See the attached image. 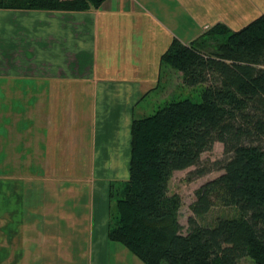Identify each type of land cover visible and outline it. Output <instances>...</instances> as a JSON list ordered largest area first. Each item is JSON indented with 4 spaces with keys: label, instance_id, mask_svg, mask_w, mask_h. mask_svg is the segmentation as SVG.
Listing matches in <instances>:
<instances>
[{
    "label": "crops",
    "instance_id": "1",
    "mask_svg": "<svg viewBox=\"0 0 264 264\" xmlns=\"http://www.w3.org/2000/svg\"><path fill=\"white\" fill-rule=\"evenodd\" d=\"M263 12L264 0H104L83 11L0 9V76L34 81L31 90H18L17 107L5 108L8 113L15 109L16 117L2 116L8 122H2L6 143L0 146V264H11L15 257L11 255V231L15 229L8 219L10 198L14 194L24 202L26 181H33L30 175L36 170L33 167H42L47 174H65L74 167L79 171V179L62 177V188L71 193L73 203L84 187L88 209L83 216L89 220L85 233L89 239L83 258L86 264H106L110 186L128 178L131 121L145 116L136 113L137 108L161 88L162 74L171 67L163 63L162 54L173 40L186 45L205 37L216 39L209 32L214 25L238 30ZM60 97L61 104L55 103ZM164 100L158 94L157 106ZM79 103L87 109V126L74 129L78 118L73 108ZM59 107L61 117L51 113ZM59 135L66 137L64 148L78 145L77 162L52 165L49 159L41 161L43 144L48 141L46 150L56 155ZM14 136L16 143L11 146ZM14 152L16 166L9 161ZM122 159L126 167L124 162L121 169ZM75 179L86 182L78 184ZM12 182L16 183L14 192ZM28 190L41 197V187L36 191L30 185ZM49 190H56L55 186L51 184ZM45 211H51L50 204L46 203ZM76 217L63 215L67 222L62 228L72 229ZM32 227L25 231L24 248L23 229L19 231L22 240L13 249L19 253L17 264L37 262L42 238L46 240L44 253L51 252L46 233ZM57 249L60 257L66 252Z\"/></svg>",
    "mask_w": 264,
    "mask_h": 264
},
{
    "label": "trees",
    "instance_id": "2",
    "mask_svg": "<svg viewBox=\"0 0 264 264\" xmlns=\"http://www.w3.org/2000/svg\"><path fill=\"white\" fill-rule=\"evenodd\" d=\"M102 1L0 0V9L83 11ZM209 32L225 36L212 50L204 39L173 40L161 56L183 85L198 87L200 100L170 99L132 119L128 178L110 186L116 199L107 238L144 264H237L242 257L264 264V12L238 30L216 24ZM216 141L222 157L198 166ZM190 166H198L196 176L221 170L196 189L192 212L219 204L236 214L214 225L190 215L183 233L180 199L168 182Z\"/></svg>",
    "mask_w": 264,
    "mask_h": 264
},
{
    "label": "rangeland",
    "instance_id": "3",
    "mask_svg": "<svg viewBox=\"0 0 264 264\" xmlns=\"http://www.w3.org/2000/svg\"><path fill=\"white\" fill-rule=\"evenodd\" d=\"M1 24V22H0ZM219 36V35H217ZM225 36H219L216 40L215 37L208 38L205 37L204 40H206L207 47L204 48L206 51L212 50L214 46L217 44V42L223 40ZM213 42H211V41ZM210 42V43H209ZM167 66H169L167 64ZM34 84L33 79H18L13 77H1L0 76V146H3L4 143H6V139L4 138V134L2 132L3 130V121H7L6 118H2L5 115L16 117V110H11V113H8V109L10 106H18V90L23 92V88H26V90L30 89L31 87L29 85ZM160 89L157 90V92L150 93L139 105L137 108V112H140V116L148 115L154 111V107L157 106L156 101L158 99V94L160 97H163L165 100L160 103H164L165 101H168L170 99H179V98H185L190 97L195 101L200 100V94L198 92V87H190L183 85L181 74L174 71L172 67H167L165 72L162 74L161 83H160ZM10 90V92H7ZM17 90V92H15ZM12 92V93H11ZM31 92V91H30ZM26 93V97L31 95L32 93ZM158 93V94H157ZM58 99V102H55L57 104H61V97L56 98ZM55 99V100H56ZM79 106L74 107L75 110V117L78 118L77 124L74 125V129L76 127H79L81 124H83V128H86L87 124V109L85 106L82 105V103H79ZM154 105V106H153ZM161 105V104H160ZM20 106V105H19ZM78 107V108H77ZM51 113L56 114L55 116L61 117V110L59 109H51ZM8 122V121H7ZM3 135V138H2ZM46 140L49 139L47 134L45 135ZM11 146L16 143L15 136L14 138L10 139ZM66 141V137L63 136L60 138L57 144L55 145V149L58 147L56 151V155L51 156L46 150V145H49V141L43 144L42 149L45 150L43 157L40 158L41 161L44 158L46 161L47 159L50 160V163L52 165H61V163L64 162H73L78 161L75 160V154L78 151L79 147L78 145L73 144L69 145L68 148H64ZM45 145V146H44ZM63 146V148H62ZM54 151V152H55ZM13 152V151H12ZM15 153V154H14ZM13 155L9 158V161L13 163L15 166L17 164V154L14 152ZM223 155V147L220 142H214L212 146L202 152L200 157V164L198 166L200 167H207L210 166L211 163L219 158H221ZM1 159V158H0ZM7 159V158H5ZM80 160V159H79ZM120 160V162H122ZM2 162V161H1ZM43 162V161H42ZM125 160L120 164V168L122 169L123 163ZM73 166V165H72ZM198 166H190L186 169L182 170H176L172 173L169 182H168V193L173 194L177 193L180 199V205L178 208V219L182 225L181 231L185 233L187 231V218L192 215L196 216L197 220L200 221L203 224H213L218 216H232L235 215V209L233 207H226L219 204H215L210 207V209L202 214H194L192 212V205L195 201V191L196 189L205 181L214 178L218 174L221 173V170H212L209 171L201 176H196L193 172L198 168ZM126 167V162H125ZM35 170L34 173H31L33 176L32 180L26 181V193H25V200L23 202L22 198L19 199L18 197L14 196V194L10 198L11 204H9V210L10 213V228L15 229L11 231L12 236L10 238L11 245L13 241V245L11 246V255L15 254V257H11V264H17V258L16 257L19 253L14 252V250L17 249V246H19V241L22 239L18 237L19 231L23 229V240H22V248L26 246L27 241V235L25 234L26 229L32 225L35 229L40 228L41 231L46 235L49 239V245L46 246L51 252H48V254L44 253L46 252L45 248V238H42L43 244L40 246L42 253H37V262L35 264H86V259L83 258L85 256L84 249L87 248L88 243V237L85 236V233L87 232V224L89 223V220H87V216L84 217L83 213L88 209L87 206V193H85L84 187L77 191L79 196L74 197V202H71L72 196L71 193L64 188L63 186V179L62 177L66 176H73L77 177L79 179L80 173L79 171H76L75 167L73 168V171L61 173L55 172L53 174H47L46 169L45 171H42V167H33ZM122 170L118 173H122ZM126 172V171H125ZM16 176V173H12ZM2 174H0V179ZM49 175H52L53 177H50ZM104 175V174H102ZM13 176V175H11ZM85 175H83L84 178ZM104 177V176H103ZM105 177H109L108 174H105ZM78 179H75V182L79 184V182H86ZM61 180V181H60ZM13 182H16L15 180H11ZM14 184V188L11 190V192H14V189H16V183ZM122 181H114L113 184L118 186ZM53 184L55 186L56 190H49L50 185ZM32 186L36 191L41 187V197L39 198V193H36L34 195V191L28 190L29 186ZM61 185V188L59 189ZM45 199L47 201H45ZM110 204L108 207V211H114L115 207V199L116 195H113L112 197H109ZM46 203L51 205V211L47 212L46 209ZM238 211V210H237ZM42 215V213H46ZM50 214L49 216H47ZM63 215L66 217H70L72 215H75L76 221L72 224V229H64L62 228L63 222H67V220L63 219ZM109 215L107 216V227L109 224ZM84 217V219L82 218ZM6 218V216H3V218ZM19 223H21L22 227H20ZM214 225V224H213ZM108 229V228H107ZM34 230V229H33ZM62 230L65 232V234H62L61 237L59 236V231L62 232ZM17 233V234H16ZM55 237H52L54 236ZM35 241V240H33ZM52 244L55 246L53 247ZM39 247V246H38ZM62 248V251L66 250V252H62L61 257L59 256L58 249ZM19 250V248H18ZM17 250V252H18ZM13 258V259H12ZM104 261H106V264H144L138 257H136L133 253H131L127 248H125L123 245H121L118 242L112 241L107 238V245H106V255L104 258ZM161 264H166L162 262ZM237 264H253L252 259L248 257H242L238 260Z\"/></svg>",
    "mask_w": 264,
    "mask_h": 264
}]
</instances>
